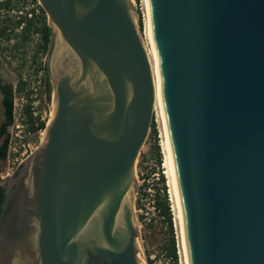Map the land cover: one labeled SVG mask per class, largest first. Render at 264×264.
Masks as SVG:
<instances>
[{"label":"water","instance_id":"obj_1","mask_svg":"<svg viewBox=\"0 0 264 264\" xmlns=\"http://www.w3.org/2000/svg\"><path fill=\"white\" fill-rule=\"evenodd\" d=\"M54 113L4 183L0 264H142L156 91L133 0H38ZM188 264H264V0H147Z\"/></svg>","mask_w":264,"mask_h":264},{"label":"built area","instance_id":"obj_2","mask_svg":"<svg viewBox=\"0 0 264 264\" xmlns=\"http://www.w3.org/2000/svg\"><path fill=\"white\" fill-rule=\"evenodd\" d=\"M36 8H41L38 0H28ZM135 6L139 10L140 27H142L141 35L145 37L147 29V13L145 0H136ZM41 78V77H40ZM41 82V79L38 80ZM40 87V85H39ZM45 81L43 83V91L37 99H24L22 96H16L13 102V121L10 126L9 143L7 148V162L4 171L1 174L2 179L14 174L23 161L38 147L40 144L45 127L50 119L47 118V89L45 88ZM34 90H37L35 88ZM21 93L25 94L23 90ZM38 92L34 93L35 98ZM32 95H30V98ZM18 100H21L18 103ZM36 117L35 125L39 121L45 122V127L37 131H31L28 128L27 112ZM159 120L161 116L159 109L157 111L155 105L153 110V123L158 129ZM135 178L137 183V190L135 193V212L137 215V222L139 227H145L152 224L156 218L162 217L161 209L158 205L160 197L164 194V170L160 159H151L149 161H142L137 159L135 164ZM154 261L152 264H172L174 259L171 255L159 253L153 255Z\"/></svg>","mask_w":264,"mask_h":264},{"label":"flooded vegetation","instance_id":"obj_3","mask_svg":"<svg viewBox=\"0 0 264 264\" xmlns=\"http://www.w3.org/2000/svg\"><path fill=\"white\" fill-rule=\"evenodd\" d=\"M7 1H10L8 7H0V130L7 120L4 105L5 96L12 90L14 102L17 93L23 90L26 93L29 92L25 87L26 78L21 74L23 67L27 66L28 45H30L28 52L30 60L28 62L30 65L32 64L31 71L35 72L31 76L39 77L38 73L42 71L45 85L47 81L50 83L45 64L48 45L46 49L43 48L44 40L41 31L44 26H49L46 13L42 8L38 9L30 4L28 0H0L3 4ZM16 61L17 64L14 65ZM20 82H23L24 85L22 91H18ZM45 88L47 89V87ZM51 89L53 90L52 86ZM11 125L12 123L7 126L6 133L0 137V148L4 138L10 134ZM6 162L7 152L4 157L0 156V183H2L3 189L5 180L8 178L2 179L1 177ZM17 171L9 177L15 175Z\"/></svg>","mask_w":264,"mask_h":264},{"label":"rangeland","instance_id":"obj_4","mask_svg":"<svg viewBox=\"0 0 264 264\" xmlns=\"http://www.w3.org/2000/svg\"><path fill=\"white\" fill-rule=\"evenodd\" d=\"M135 1L136 0H133L134 6H135ZM135 10H136V21L138 23L140 32H142V27H140V20L138 17L139 10L136 8V6H135ZM146 34H147V29L145 31V37H146L145 40L147 43L148 39H147ZM28 47L29 49H27V51L29 52L30 45H28ZM148 47H149V43H148ZM28 52L26 56L27 66L23 67V69L21 70V74H23L26 78L25 83L27 84L25 85V87L28 88L29 92L25 94L19 92L16 94V96H19V97L22 96L24 99H27V100L29 99L33 100V99H37L38 97H40V93L43 91V83L45 79H44V76L42 77V75H44L42 71L38 73L39 77L41 78L31 76L35 72L31 71L32 64L30 65V63L28 62L30 60ZM15 64H17V61L14 63V65ZM39 79H41V82H38ZM35 88H37V90H34ZM36 91L38 92V94H37V97L35 98L34 93ZM30 95H32L31 98H30ZM20 101L21 100H18V103ZM156 109L158 111V108ZM53 112H54V93H53V90L51 89V91L47 92V113H48L47 118L48 119L49 118L51 119V117L53 116ZM155 129L157 131V139L154 140L152 137H150V132H149L146 142L143 145L137 159L140 160V162L149 161L151 159H160V162H162L163 170H164L165 189H164V194L160 197V200L161 199L167 200V203L169 204L171 214H172L173 237L175 240V250L177 253V261H178V264H185L184 253H183V248H182V243H181V232H180V224H179L176 200H175V196H174L171 184H170L169 177L165 173V166L163 163L165 159V155L163 154L164 153L163 131H162V123L160 120L158 123V129L157 128ZM154 144L157 145V147L154 146ZM133 205L135 209V200H134ZM134 217H135V222L138 226L139 233H140V237L138 240V246H139V258H140L141 263L142 264H152V262L154 261V258H152L153 255H157L159 253L170 255L168 248L170 246L171 233L164 219L162 217H159V218H156V220L152 224L145 226V227H139V224L136 219L137 215H136L135 210H134Z\"/></svg>","mask_w":264,"mask_h":264},{"label":"trees","instance_id":"obj_5","mask_svg":"<svg viewBox=\"0 0 264 264\" xmlns=\"http://www.w3.org/2000/svg\"><path fill=\"white\" fill-rule=\"evenodd\" d=\"M10 1L5 2L4 4L0 2V7L3 6H9ZM42 34H43V40H44V45L43 48L46 49L48 42H49V34H50V27L49 26H44L42 29ZM46 87H47V91H51V86L49 81L46 82ZM24 89V85L23 82L19 83V87H18V91H22ZM4 105L6 108V116H7V120L5 122V124L2 126L1 130H0V137L6 133L7 130V126L9 124L12 123L13 121V92L12 90H10V92L5 96L4 98ZM27 118H28V128L31 131H37L40 128H44L45 127V122L44 121H39L38 125H35L36 120H38L36 117H34L31 112H27ZM150 137H152L154 140L157 139V131L155 129V125L152 121L151 124V129H150ZM8 143H9V135L6 136L4 138V141L1 145L0 148V156L4 157L6 155L7 152V148H8ZM154 146L157 147V145L154 144ZM4 197V189H3V185L2 183H0V206H1V202L3 200ZM158 205L161 209V214L163 216L164 221L167 223L170 233H171V239H170V246L168 248L169 254L173 257L174 262L172 264H178L177 261V253L175 250V240L173 237V227H172V214H171V210L169 207V204L167 203V200H159L158 201Z\"/></svg>","mask_w":264,"mask_h":264},{"label":"bare ground","instance_id":"obj_6","mask_svg":"<svg viewBox=\"0 0 264 264\" xmlns=\"http://www.w3.org/2000/svg\"><path fill=\"white\" fill-rule=\"evenodd\" d=\"M145 5H146V13H147V34H146L147 39H148L147 43L145 40L146 37H142V38H143V43H144V46L146 48V51H147V54H148V57H149V60L151 63V67H152V73H153L155 91H156L155 107L159 109V113L161 116L162 131H163V148H164L163 154L165 155V159H164L163 163L165 166V173L169 177L170 184H171L174 196H175L177 211H178L179 224H180L181 243H182V248H183V253H184V260H185V264H188L186 249H185V242H184V235H183L181 209H180V204H179V199H178V192H177L172 156H171V151H170V146H169V141H168V135H167V131H166V125H165V120H164V115H163V110H162V105H161L159 76H158V68H157V58H156L154 45L152 42V37H151L147 0H145ZM148 43H149V47H148Z\"/></svg>","mask_w":264,"mask_h":264}]
</instances>
